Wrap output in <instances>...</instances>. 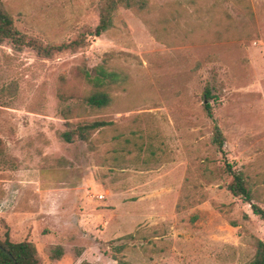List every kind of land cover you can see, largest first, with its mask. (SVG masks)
<instances>
[{"label": "rangeland", "instance_id": "rangeland-1", "mask_svg": "<svg viewBox=\"0 0 264 264\" xmlns=\"http://www.w3.org/2000/svg\"><path fill=\"white\" fill-rule=\"evenodd\" d=\"M154 2L121 9L114 29L52 58L0 44V238L33 242L43 264H116L108 243L130 234L115 246L128 243L132 264H246L264 242V221L228 190L205 109L264 208V0ZM4 3L16 28L45 44L99 23L101 0ZM104 60L124 90L109 110L80 113L79 71ZM11 85L17 93L2 96ZM96 120L108 126L89 142L62 140L68 123Z\"/></svg>", "mask_w": 264, "mask_h": 264}, {"label": "trees", "instance_id": "trees-1", "mask_svg": "<svg viewBox=\"0 0 264 264\" xmlns=\"http://www.w3.org/2000/svg\"><path fill=\"white\" fill-rule=\"evenodd\" d=\"M154 0H101L99 8V23L95 28H86L77 38L70 42L62 44H45L39 40L27 37L22 34L15 26L13 17L7 12L4 0H0V44H10L14 51H22L24 48H31L43 58H52L56 53L66 51H77L86 47L89 38H98L106 34L108 31L115 28L116 19L119 16L121 9L134 10L136 12L150 11L154 5ZM109 56V55H105ZM79 78L84 85V94L82 103L77 106V111L87 114L105 112L111 108L116 98L115 91L124 90L126 79L118 71L113 70L104 60L100 65L96 66L93 71L86 68L80 69ZM17 85H11L2 91V96L13 97L17 93ZM206 99L212 98L210 89L206 90ZM64 97L62 96V101ZM207 117L212 122V145L216 151L222 156L225 166V172L232 178L228 185V190L235 197L242 199L251 207L252 213L264 221V208L256 202V194L254 190L255 183L251 182L245 172L238 170L234 163L228 159V151L226 149V137L223 130L218 124L214 110L211 104L205 106ZM73 109L71 106H64L62 115L65 119L72 118ZM70 129L61 134L62 140L67 143L76 141L89 142L93 135L99 130L108 126L105 121H83L78 123H68ZM128 144L136 147L137 143L132 139H127ZM179 204L177 209H179ZM198 215L191 216L190 222L196 224ZM135 234H130L109 242L108 249L110 253H106L116 264H132L126 260L123 253L128 249V243L116 245L119 241L133 239ZM0 264H43L37 247L33 242L23 241L14 242L9 231L6 232L4 238H0ZM255 256L246 264H264V242L260 239H255ZM55 250V251H53ZM50 252V258L59 260L64 255L62 246L54 247ZM7 251L12 258L5 252ZM52 253V255H51ZM90 264V263H86Z\"/></svg>", "mask_w": 264, "mask_h": 264}, {"label": "water", "instance_id": "water-1", "mask_svg": "<svg viewBox=\"0 0 264 264\" xmlns=\"http://www.w3.org/2000/svg\"><path fill=\"white\" fill-rule=\"evenodd\" d=\"M0 249L3 250V248L1 246H0ZM5 252L12 258V256L7 251H5ZM12 260L14 261L15 264H17L13 258H12Z\"/></svg>", "mask_w": 264, "mask_h": 264}, {"label": "built area", "instance_id": "built-area-1", "mask_svg": "<svg viewBox=\"0 0 264 264\" xmlns=\"http://www.w3.org/2000/svg\"><path fill=\"white\" fill-rule=\"evenodd\" d=\"M100 198H103V197H100Z\"/></svg>", "mask_w": 264, "mask_h": 264}, {"label": "crops", "instance_id": "crops-1", "mask_svg": "<svg viewBox=\"0 0 264 264\" xmlns=\"http://www.w3.org/2000/svg\"><path fill=\"white\" fill-rule=\"evenodd\" d=\"M90 264H92V263H90Z\"/></svg>", "mask_w": 264, "mask_h": 264}]
</instances>
